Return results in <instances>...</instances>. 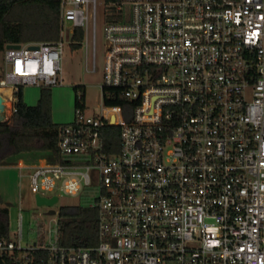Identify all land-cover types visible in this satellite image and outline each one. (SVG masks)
<instances>
[{"label":"built area","instance_id":"2783aa9c","mask_svg":"<svg viewBox=\"0 0 264 264\" xmlns=\"http://www.w3.org/2000/svg\"><path fill=\"white\" fill-rule=\"evenodd\" d=\"M97 0H61L56 42L5 47L2 87L62 86L63 35L93 33ZM100 106L60 124L61 161L30 169L31 191L84 194L98 244L0 240V255L44 252L40 264H264V0H120L105 11ZM117 92L118 94H115ZM132 103L131 118L107 101ZM117 96V97H116ZM119 127L106 148L104 130ZM55 193L53 196H47ZM59 198V197H58Z\"/></svg>","mask_w":264,"mask_h":264},{"label":"trees","instance_id":"16d2710c","mask_svg":"<svg viewBox=\"0 0 264 264\" xmlns=\"http://www.w3.org/2000/svg\"><path fill=\"white\" fill-rule=\"evenodd\" d=\"M61 0H0V56L7 45L51 43L60 38ZM120 0H105L107 4ZM85 32L75 28L71 46L79 49ZM115 94H118L115 92ZM117 97V96H116ZM16 112L11 123H0V166L24 161L37 163L61 161L58 149L60 124L52 118L51 88H42L35 106L23 100V87L14 94ZM120 105L126 120L131 118L132 103L123 97L107 101ZM107 150L119 142V127L104 130ZM1 201V199H0ZM59 242L68 247H92L98 244V211L89 205L62 207L58 213ZM10 239L9 209L0 207V240ZM44 252L35 251L22 258L18 252L0 255V264H40Z\"/></svg>","mask_w":264,"mask_h":264},{"label":"rangeland","instance_id":"374dc122","mask_svg":"<svg viewBox=\"0 0 264 264\" xmlns=\"http://www.w3.org/2000/svg\"><path fill=\"white\" fill-rule=\"evenodd\" d=\"M108 4L105 0H97L96 7V66L97 71L91 72L93 64V33L91 22L85 29L84 41L79 49L71 46L72 34L69 31L63 35L65 47L62 56V86L51 88L52 118L57 124L70 123L74 119L77 90L75 87L85 88L87 113L97 112L100 106V84L103 82L106 40H105V11ZM5 78L3 53L0 56V81ZM9 87V86H8ZM6 87V88H8ZM41 87H23V100L29 106H35L39 100ZM7 91L0 85V93L11 99L12 95H5ZM8 92V91H7ZM10 108V106H9ZM11 109L8 115L11 116ZM7 115V114H6ZM12 120H10V123ZM25 165H33L34 162ZM30 169H20L19 163L0 166V207L9 209V233L12 240H16L19 229V216H22V242L23 249L39 245L50 227L55 228L53 220L58 219L62 207L80 206L86 204L88 196L57 192L58 202L52 207L39 206L36 195L31 191L29 175ZM49 193L47 196H53ZM54 210L55 215L50 211ZM20 256L27 252L19 253Z\"/></svg>","mask_w":264,"mask_h":264},{"label":"water","instance_id":"95a60500","mask_svg":"<svg viewBox=\"0 0 264 264\" xmlns=\"http://www.w3.org/2000/svg\"><path fill=\"white\" fill-rule=\"evenodd\" d=\"M8 47H13V48H19V44H10ZM8 106H11V102L6 99L1 93H0V123H7L9 122V117L6 116V111L9 108ZM37 204L39 206H48L52 208L57 202H58V197H53V198H44L40 197L39 195L36 196ZM51 215H55L56 212L54 210L50 211Z\"/></svg>","mask_w":264,"mask_h":264},{"label":"bare ground","instance_id":"6f19581e","mask_svg":"<svg viewBox=\"0 0 264 264\" xmlns=\"http://www.w3.org/2000/svg\"><path fill=\"white\" fill-rule=\"evenodd\" d=\"M4 88L8 91V92L5 91V95H10V94H11V88H10V87H8V88L4 87ZM8 107H9V106H8ZM9 109H10V108H8L7 111H6V114H7L6 116H9V115H8L9 113H7V112H9Z\"/></svg>","mask_w":264,"mask_h":264}]
</instances>
